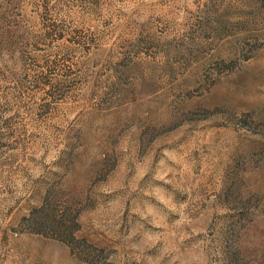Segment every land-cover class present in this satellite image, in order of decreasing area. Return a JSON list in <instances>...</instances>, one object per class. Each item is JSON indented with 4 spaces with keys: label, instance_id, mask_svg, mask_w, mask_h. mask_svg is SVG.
<instances>
[{
    "label": "rangeland",
    "instance_id": "374dc122",
    "mask_svg": "<svg viewBox=\"0 0 264 264\" xmlns=\"http://www.w3.org/2000/svg\"><path fill=\"white\" fill-rule=\"evenodd\" d=\"M0 264H264V0H0Z\"/></svg>",
    "mask_w": 264,
    "mask_h": 264
}]
</instances>
